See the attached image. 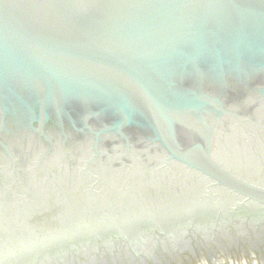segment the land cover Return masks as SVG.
Returning <instances> with one entry per match:
<instances>
[{"label":"water","instance_id":"95a60500","mask_svg":"<svg viewBox=\"0 0 264 264\" xmlns=\"http://www.w3.org/2000/svg\"><path fill=\"white\" fill-rule=\"evenodd\" d=\"M0 264H264V0H0Z\"/></svg>","mask_w":264,"mask_h":264}]
</instances>
